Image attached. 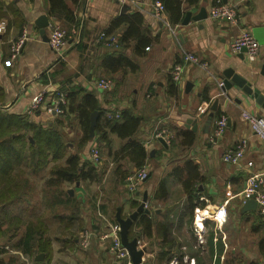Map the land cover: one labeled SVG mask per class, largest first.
Masks as SVG:
<instances>
[{"label": "crops", "instance_id": "0c3cea01", "mask_svg": "<svg viewBox=\"0 0 264 264\" xmlns=\"http://www.w3.org/2000/svg\"><path fill=\"white\" fill-rule=\"evenodd\" d=\"M65 1L67 10L52 16L50 0H0V20H6V30L0 35V109L25 115L29 122L48 128L64 119L66 112L56 115L44 105L31 109L33 99L43 90L48 99L55 90L82 88L95 95L104 112L128 108L144 118L135 138L146 150L149 173L134 195L127 192L123 181L119 189L103 193L101 184L107 172L114 185L117 176L111 172L116 169L121 174L118 165L126 170L134 167L126 157H120L123 140L113 133H109L111 143L103 152L107 158H102L100 165L93 163L88 149L92 145L99 148L95 131L80 152L81 164L90 162L102 170L93 180L65 182L55 192L44 184L52 162L32 170L20 165L15 172L22 168L25 173L16 196L9 203L0 201V264H26L21 255L29 264H133L114 256L110 239L101 234L109 231L108 224L117 223V212L128 217L143 193L147 194V212H139L128 231L129 239L136 238L137 247L146 249L138 264H168L173 259L178 264H215L211 245L216 242L222 246L220 264L230 251L241 254L243 263L264 264V213L257 208L244 210L241 196L251 174H264V140L240 117L243 109L264 116V109L235 84L223 94L218 87L223 72L232 67L264 96V0H221L236 7L234 24L209 16L216 0L184 3L183 18L186 11L195 16L203 10L207 15L200 20L191 18L186 24L181 21L175 33L153 16V0H134L126 3L123 11L117 0ZM136 11L143 16L148 43L137 49L136 40H129L123 52L134 66L107 69L103 60L117 54L123 31L121 26L106 33L110 21ZM42 15L69 32L63 56L49 47L47 27L46 38L41 35L36 21ZM243 28L250 29L260 44L252 61L246 52L230 49L232 38ZM23 32V46L11 60L10 42ZM102 32L106 37L99 39ZM184 53L196 56L199 62L183 60ZM178 62L183 64V73L181 80L174 82L169 71ZM100 77L111 78L114 85L100 90L94 83ZM216 98L215 118L222 114L227 121L224 133L211 140L214 122L207 124L206 120ZM192 118L197 120L195 131L185 126ZM71 123L75 126L66 128L68 136L81 132L76 119ZM163 126L174 133L170 143L152 138L153 131ZM187 131L195 135L190 145L185 142ZM242 138L246 140L242 159L235 164L223 162L222 153ZM221 204L228 216L217 223L211 214ZM142 214L151 216L150 227L143 225ZM16 220L18 227L13 226ZM37 222L40 230L34 227ZM84 229L91 233L90 242L80 249ZM26 233L33 236L30 254L17 245Z\"/></svg>", "mask_w": 264, "mask_h": 264}, {"label": "trees", "instance_id": "16d2710c", "mask_svg": "<svg viewBox=\"0 0 264 264\" xmlns=\"http://www.w3.org/2000/svg\"><path fill=\"white\" fill-rule=\"evenodd\" d=\"M160 1L164 5L168 21L174 26L179 25L183 19V4L193 5L199 0ZM65 2V0H50L49 13L54 16V13L58 10H67ZM121 26L123 27V31L119 38L117 54L108 55L103 60L106 68L113 71L122 70L125 66H134L133 61L123 52V49L128 46L129 40H136L135 46L137 49H139L141 44L148 43L149 40V37L144 32L143 16L140 12L123 13L113 18L106 33H111L114 29ZM171 85L174 84L172 83ZM67 93L66 114L64 118L68 123H71L72 119H76L80 124L82 133L75 144L64 140L65 135L61 128H59L64 122L63 118L57 120L55 124L48 128H42L38 124L29 122L25 115L9 113L0 109V201L9 203L8 200L16 196L20 186L19 181L23 179L25 173L22 168H18V171L15 172L16 168L20 165L29 167L32 170L46 166L52 162L44 184L55 192L65 182L73 183L81 179L93 180L95 178L93 172L95 173L96 168L90 162L81 164L80 152L91 138L89 133V116L94 110L98 111L94 128L95 133L98 135V145L100 144L101 146L104 143V147L109 148L111 139H109L108 135L109 133H113L123 140L120 147V157H126L135 169L146 164V150L142 142L135 138L144 119L141 115L126 108L121 111L119 118L111 119L104 115V110H101L94 94L85 92L79 87L71 89ZM186 136L185 142L188 145L192 144L195 139L194 133L187 131ZM120 166L118 165L123 177H126L133 170V168L131 170L122 169ZM113 172L114 175L117 174L116 169ZM184 185L186 188L188 182L185 181ZM140 218L144 226H151L152 219L150 215L142 214ZM34 224H29L28 227ZM18 225L19 220H16L13 226L18 227ZM40 226V222L34 225L37 230H40ZM21 237L20 243L17 245H19L23 253L30 254L29 250L33 236L26 233ZM211 248H214L212 253H215V264H220L221 244L216 242L214 246L213 244L211 245ZM261 251L264 252L262 249ZM224 264L255 263L254 261L243 263L241 254L230 251L229 255L224 257Z\"/></svg>", "mask_w": 264, "mask_h": 264}, {"label": "built area", "instance_id": "2783aa9c", "mask_svg": "<svg viewBox=\"0 0 264 264\" xmlns=\"http://www.w3.org/2000/svg\"><path fill=\"white\" fill-rule=\"evenodd\" d=\"M134 0H117L118 3H131ZM153 16L163 22L169 30L173 33L178 25H171L168 21L165 8L160 0H153L152 2ZM209 16L213 19H226L229 23L234 24L237 22V9L234 5L222 2L221 0H216L209 9ZM6 30V20H0V35ZM47 41L49 47L55 52L57 56H63L66 50V44L69 38V32L65 27L60 25L58 22L53 21L49 23L47 27ZM26 33L23 32L22 36L15 41L10 42V59L13 60L20 53L23 46ZM106 37L105 32L99 35V39ZM245 48L248 60L252 61L256 58L257 53L260 48V44L253 35L252 31L248 28H243L239 33H237L230 42V49L233 52H240ZM148 49V47H146ZM183 60H191L198 63L199 60L196 56L184 53ZM204 65V64H202ZM170 77L172 81L179 82L182 78L183 64L181 62L174 63L170 68ZM95 85L100 90H108L114 85V81L108 77H100L95 80ZM223 86V81L218 82V87ZM67 91L65 90H55L50 92L49 98L46 99V91L40 92L31 104V109H35L38 106L44 105L47 111L52 112L56 115H63L65 112V105L67 104ZM122 109L117 108L116 110H106L104 115L108 118H119ZM241 119L247 123L250 130L261 140H264V116L255 114L249 110L243 109L240 113ZM226 117L220 114L213 120V129L210 135V139L220 137L226 128ZM174 133L168 127H160L153 131L152 138H162L166 143H170ZM246 145V140L244 138L240 139L233 147L226 149L222 155L221 160L225 163H238L244 154ZM91 160L93 163L98 164L100 162V151L96 145H92L90 148ZM251 164V162H248ZM149 169L147 164L142 165L140 168L133 170L125 177V186L127 192L134 195L138 190L139 185L148 176ZM242 201L253 198L257 203V211L262 214L264 213V174L263 173H253L251 174L246 185L241 191ZM146 203V202H145ZM146 204H144L145 206ZM147 206V205H146ZM228 213L225 205L221 204L217 206L211 217L217 222L222 223L227 219ZM109 231L101 234L102 238L110 239V250L113 252L114 256L117 258H127L128 263H130V258L127 250L121 243L120 238V227L118 223L108 224ZM90 231L84 229L80 238L79 245L81 248H87L90 242ZM21 258L27 263L28 260L21 255ZM168 264H178L176 259L171 260Z\"/></svg>", "mask_w": 264, "mask_h": 264}, {"label": "water", "instance_id": "95a60500", "mask_svg": "<svg viewBox=\"0 0 264 264\" xmlns=\"http://www.w3.org/2000/svg\"><path fill=\"white\" fill-rule=\"evenodd\" d=\"M127 7L126 3H123L121 5V10H125ZM207 15L206 12H204L202 10V14H198V15H191L190 11H186L184 18L182 19V24H186L191 18L192 19H196V20H200L202 18H204ZM37 25L40 28V33L41 35L46 38L45 36V29L46 27H48L49 22H48V18L46 15H42L38 18V20L36 21ZM245 52V48H243L241 50V54ZM224 79H223V86L220 88L221 89V94L225 93V91L227 89H231L233 84H235L236 86L242 88V90H244L245 92H247L249 95H251L255 101L260 104L262 106V108L264 109V96H262L259 91L256 88H252L250 86V83L242 76H240L239 74H236L234 72V69L232 67L227 68L224 72ZM217 105H218V99H214L209 107V112H208V116H207V124H211V122L213 121V119H215V112L217 110ZM97 110H94L93 112H91L90 116H89V120H90V125H89V133L92 136L94 134V128H95V123H96V118H97ZM203 113H200L199 116H202ZM259 115V114H258ZM197 120L196 118H192V119H188L186 121L187 124H185L186 127L191 128L193 131L196 130L197 128ZM161 142L164 143V140L162 138H158ZM147 201V194L143 193L142 196V200L139 203V205L137 206V208L131 212L129 214L128 217L126 218H122L119 215V212H117V223L119 224L120 227V238H121V243L122 245L125 247V249L127 250L128 254H129V258L131 263L133 264H138L141 261V257L143 255V253L145 252V248H138L137 247V239L136 238H132L129 239L128 237V231L129 228L132 224V222L137 218L138 213L139 212H147V208L144 207L145 202ZM242 208L244 210H256L257 208V203L253 198L247 199L243 202L242 204Z\"/></svg>", "mask_w": 264, "mask_h": 264}, {"label": "rangeland", "instance_id": "374dc122", "mask_svg": "<svg viewBox=\"0 0 264 264\" xmlns=\"http://www.w3.org/2000/svg\"><path fill=\"white\" fill-rule=\"evenodd\" d=\"M63 120H64V122L59 126V128H61V130L63 131V134L65 135L64 140H66V142H71L72 144L77 143L78 139L82 135V133L80 131L76 130V131H74V134L68 136L66 128L69 127L71 129V127L75 126V124L73 123V125H72V123H68V121L65 118ZM66 134H67V136H66ZM96 144L98 145V143H96ZM98 146L100 148L99 151H100L101 156H100V162L98 164H96V165H100L101 164L102 158H104V159L107 158L106 156H104L105 154H103L104 150L106 151V147H104V146L100 147V144ZM101 146H102V144H101ZM90 148L91 147H89V149H88V154H89V158L91 159ZM108 169H109V167H108ZM134 170H135V168H134ZM132 171H130V172H132ZM93 174L98 177L100 174L102 175L103 173H102V170L96 169L95 173L93 172ZM112 174H114V172H111V175ZM116 175H117L116 183L113 185V182L111 181V176H109V172H107L106 181L101 184V189H102L103 193H108L109 194V193L113 192V189H115V187L117 189H119V187H120L119 185H120V183L122 181L125 184V176L123 177L119 173H117ZM116 185H118V186H116ZM80 249H83V248L80 247Z\"/></svg>", "mask_w": 264, "mask_h": 264}]
</instances>
